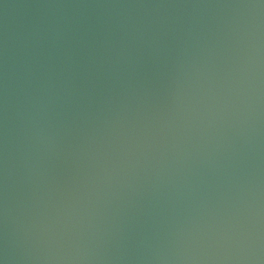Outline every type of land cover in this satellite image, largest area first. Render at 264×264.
<instances>
[{
  "label": "water",
  "instance_id": "water-1",
  "mask_svg": "<svg viewBox=\"0 0 264 264\" xmlns=\"http://www.w3.org/2000/svg\"><path fill=\"white\" fill-rule=\"evenodd\" d=\"M0 264H264V0H0Z\"/></svg>",
  "mask_w": 264,
  "mask_h": 264
}]
</instances>
